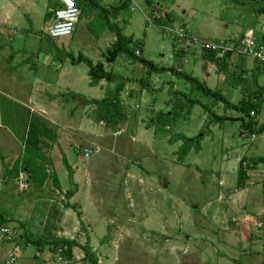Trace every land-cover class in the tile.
<instances>
[{
	"label": "rangeland",
	"instance_id": "1",
	"mask_svg": "<svg viewBox=\"0 0 264 264\" xmlns=\"http://www.w3.org/2000/svg\"><path fill=\"white\" fill-rule=\"evenodd\" d=\"M122 1L111 0L104 3L101 0H96L97 5L87 2L80 9L81 14L73 35L51 39L48 34V28L52 20H49L51 17L48 10L49 7L53 6L52 0H0V6H4L5 9L3 8L2 10L6 12L5 14H0V18L5 16L9 18L8 25H5L7 29L5 30L4 27L0 28V32L2 33L0 34V40L6 43L4 45L3 57L7 59L12 52L14 53L17 46H21L22 48H26L28 52V57L26 58L35 64L33 66L37 67V69L44 62L48 61L49 63L46 64V67H49L53 62V66H64L66 69L74 73L76 72V74H72L71 76V90H65L61 95L63 98L61 103L68 109L74 108L76 105L75 109L51 110V112L60 114V117L57 119V125L61 129V135L57 133V126L46 120L48 127L56 131L57 140H60L59 148L54 149V154L51 156L52 162L50 167L52 166V169L57 171L65 191L71 188L70 170L66 166L67 157H69L71 165L75 167L94 169L96 174H93L91 184L88 180L81 181L82 192L77 197V203L86 204L87 206L90 199L86 191L91 185L92 192L90 193V198L94 208H88V212L90 219L95 225L97 227L100 226V221L103 219V214L100 213H104L107 221H111L110 219H115L116 217L119 220L118 222H112L110 224L111 228L113 225L129 226L134 231L132 232V237H128L127 232L123 234V237H112L120 233L118 231H109L105 233L106 236L104 238L96 239L97 246L105 245L102 251L106 256L104 258L105 264H180L171 252L172 247L166 244V233L177 236L178 240L182 239L179 241V244H186L189 248L191 247V252L187 257L188 260H191L192 256L200 258L205 256L207 258L211 254L210 248L204 246L207 254H204L205 252L199 253L197 248H194L193 244L188 242L186 236L201 232L202 228L200 226L202 225L207 227V224L201 221V214H204V209H208L210 202L213 203L216 199L218 201V193L222 192L219 186L220 180L226 179V190L232 188L234 184L230 186L228 182L229 180L237 182L239 176L238 168L240 169L241 165L243 167L244 162H251L246 160L252 157H264V134L260 136L242 135L240 121H227L223 125L211 127L210 134L206 135L200 142L199 150L193 147L189 153L181 156L179 150L184 142L182 138L180 137V139L171 143L167 141V137L171 133V139L174 137L173 135L179 133L189 138L199 136L201 129L207 123V114L203 107L195 106L191 110L190 115L183 112L181 113V117L176 118L175 122L165 116L157 119L155 123V136L152 130L149 144L156 154L150 152L147 147H144V149L138 148L139 151H136L137 149L126 146L123 150L129 151V153L131 151V154L127 153L125 158L117 156L112 160H103L106 158V155L100 151V153L94 155L91 159H83L84 157L81 158L83 154L76 147H73V142L75 140L82 141V146H80L82 150H95V147L90 146V142L81 140L77 133L66 129L71 126H64L61 123L62 118H65L63 113L66 112L69 118L68 121H70L69 123L74 121L75 128H78L79 124L86 127L91 135H95L97 132L99 134H111L115 130L107 123L105 126L101 125V122L105 123L106 121L99 118L98 107L96 105L88 104L82 106L79 110L80 103H83L81 100H85L86 98L100 100V96L105 97L106 91L102 94L99 85H90L88 76L89 66L86 62H81L77 65L72 64V60L77 59L79 56L87 57L93 64L105 62L104 53L112 45V40L116 35L109 29V25L115 24L123 30L125 35L133 37L132 50L136 51L138 48H135L142 41L143 56H141L147 60H153L157 64H160V54L168 53L171 45L170 37H164V33L160 27H149L147 21L141 15V11L148 10L144 0H135L136 5H131L126 0L128 4L127 9L123 8L119 10L121 11V15L116 20L114 12L121 6L124 7L125 3H122L120 6ZM158 1L166 12H172V27L180 28L187 26L186 30L193 38L202 39L207 42H237L238 40L250 38L261 41L264 35V0H156L155 2ZM12 40H14L13 43L11 42ZM121 57L124 58L126 56ZM247 58H250L249 62H252L253 59L251 57ZM240 61L229 65L228 75H231L229 79L225 78L224 72L220 69V64L216 65L214 70L217 77H211L208 83L211 89L219 90L223 93L224 97L234 102L248 98V93L256 89L252 83L251 74L256 65L246 64L250 72L241 78L243 67ZM12 65L6 64L4 61L0 62L2 70H6V72H10L11 68V70H17L15 65L14 68ZM133 65L131 61L128 62V65H122L119 68L120 73L130 71L133 79H139L145 74L143 68ZM200 65L201 61H198V65L190 64L185 72L201 80L202 76L199 73V69H201ZM259 68L261 71L260 77L264 80V69L262 67ZM79 72L81 76H79ZM46 73L44 69L40 68V77H44ZM20 74H23L25 79L29 80L25 76L28 73L20 71ZM85 75L87 76L86 79ZM162 75L163 80L173 79L171 74L163 73ZM240 79H244L247 82L244 84L240 82ZM177 80H179L177 81L178 92L188 94V98L201 100L207 107H213V110L218 115L233 118L242 116L232 109H226L223 103L214 104L215 100L213 98H203L197 91L191 93L190 84L181 79ZM227 81L231 84H227ZM235 81L244 85L240 86L239 84L236 88H233L232 82ZM103 83L102 87L105 88L108 83ZM169 85H167V88H169ZM109 86L108 84V88L106 87L104 90H108ZM1 88L5 91V97H0L2 105V111H0L2 117L0 120V137H5L10 132H13L14 137L18 141L17 154L20 158L24 151L28 131V111L22 105L24 104V97L18 96L14 91H6L9 87L3 84L0 85ZM170 96L172 97L173 94ZM75 98L77 101H74ZM180 100V98L179 100L176 99V101ZM139 104H141V112L147 113L148 104L145 105L144 102ZM77 111L79 113L72 120L73 117L71 115H74ZM37 115L43 120L46 119L45 114L41 113V115ZM151 117V114L147 113V116L144 118L145 126L148 127L149 122L152 120ZM87 119L89 120L87 121ZM258 121L264 123V102L262 103V111L258 117ZM135 122V119L129 121L127 127L123 129L124 134L119 139L124 140L125 143L130 142L128 141L129 132L133 131L135 133ZM60 124L62 125L60 126ZM166 125L170 126L172 131L166 130ZM132 151L135 152L133 153ZM235 152L243 156L246 155L247 158L245 156L238 162L235 157H232ZM140 156L143 158L140 159ZM149 158H151V162H149ZM125 159H127V163H125ZM174 160L179 163L176 167L173 166V171L169 176L167 165ZM136 162H140L141 164L136 165ZM233 168L237 172H229L230 169L234 170ZM128 169L136 175L139 174L146 184H152V188H149L148 185L144 186L140 182L137 184L133 183L131 186L125 185ZM148 169L152 172L151 176L147 174ZM52 175L55 174L52 173ZM259 175L264 179L263 172L259 171ZM166 177L171 183L168 190H165L166 188L164 187V179ZM24 178L17 183L11 184L13 186V197L5 207L8 210V214L22 227L16 228L14 243L1 247L0 264H7L8 254L11 253L10 251L13 250L15 244H19L22 251L20 259L15 264H31L28 261H38L41 257H47V255H49V262H54L55 264V256L59 248V246H53L52 243L55 240H44L46 244L36 247L26 246L25 240L21 238L25 230L34 240L44 239L45 227L41 223L44 222L46 214L44 212V204L41 203L38 207L39 204L36 202L35 196L36 192H41L38 196L42 195L44 193L42 192L43 190L40 191L33 185L31 186L28 176L25 174ZM263 179L259 184H262L264 187ZM21 182L27 185L25 191L20 190ZM203 183L207 186L204 187ZM125 187L128 189L134 187L132 189H135L134 191L137 192L134 195L136 199L134 204L129 203ZM51 191L54 193L53 205L58 204L57 206L62 208L66 202L65 194L61 192L60 196L57 190L51 189ZM147 193L150 195V200L147 199ZM129 194L133 197L131 193ZM217 201L214 203L217 204ZM94 202H96V205ZM149 202L152 203V211H150ZM219 202H222L218 204L219 210L222 213H226L229 208L223 204V201ZM171 207L175 208V211H172ZM133 215L136 217L135 221L132 219ZM178 216H183V219H185L182 225H179ZM49 219L55 220L54 210L49 213ZM149 219L151 220L150 223ZM235 219L233 218L230 222L229 217L225 218V224L237 226L240 221L239 223L235 222L237 220ZM107 221H105V224H107ZM144 224L146 226L145 231L143 230ZM168 224L170 228L167 227ZM164 226L168 228L167 231L163 229ZM10 227L13 228L14 225ZM181 231L183 233H180ZM80 234L81 232H77L74 234L75 237L73 236L74 239L71 240H80L83 243L82 246H86L87 242L82 236L79 238ZM182 245H176L175 247ZM199 248H203V246ZM194 251L197 254H193ZM77 252L83 258L75 261L74 264H90L89 261L85 260V253L82 248H79ZM37 253H39V256ZM211 256L210 259L212 258ZM184 260L185 264L187 262L189 264H197L189 261L186 262V258ZM214 263L215 258L212 259V262H207V264Z\"/></svg>",
	"mask_w": 264,
	"mask_h": 264
},
{
	"label": "crops",
	"instance_id": "2",
	"mask_svg": "<svg viewBox=\"0 0 264 264\" xmlns=\"http://www.w3.org/2000/svg\"><path fill=\"white\" fill-rule=\"evenodd\" d=\"M53 1V6L59 4V0H52ZM102 2L106 3L107 1L111 0H101ZM124 1V2H123ZM120 3V6L122 3L124 4V7H118L116 12H114V16L116 20L120 18V12L119 10L125 8L127 9V1L123 0ZM131 5H136L135 0H128ZM149 3H151V7H148L146 0L144 2L146 3V7L148 10H144L143 12L141 11V15L144 17V19L147 21L149 27H160L163 31L164 37H170L171 39V45L169 47L168 53L160 54V64H157L153 60H149L151 62H154L157 65L163 66V67H174L178 71H183L185 72L187 70V67L190 64H195L198 65V61H201V65L199 69V73L202 76V81L208 86L209 80L211 77L216 76L217 74L215 73L214 68L216 65L220 64V69L222 72H224L225 78L229 79L231 75H228V67L230 64H233L235 62L240 61L241 66L243 69L241 70V78L245 74H247L249 69H247L246 64H254L256 65L254 70L251 72L252 74V83L255 85V88L257 87H264V80L260 77L261 71L260 68L257 64V62L253 59L252 62H249L250 58H247L249 56L242 55L238 51L237 47L240 46L241 42H243L246 39L238 40L237 42H207L203 41L202 39L198 38H193L187 32V26L180 27V29L185 30L189 37L194 39L195 41L202 42L204 43H216L218 45H221L223 47H226L227 50L220 54L217 55V58L215 60H210L209 59V52L201 45L197 44L195 45L190 51L185 52L181 48V44L173 39V34L172 31H174L173 24H172V17L171 11L166 12L163 7H161V3L155 2L156 0H147ZM0 14H5V10H2L3 8L5 9L4 6H0ZM52 7V6H51ZM49 7V9L51 8ZM152 7H156L157 9L154 10ZM116 8V7H115ZM49 11V10H48ZM50 16V15H49ZM49 19V18H48ZM3 20V21H2ZM50 21L52 18L49 19ZM7 22H9V18L6 16L3 18H0V28H5L7 29L6 26L8 25ZM52 24V23H51ZM6 25V26H5ZM114 33V32H113ZM124 33V32H123ZM0 34H2L0 32ZM128 37H132L129 35H126ZM133 38V37H132ZM251 39V38H250ZM256 41L257 43L264 44V35L262 37L261 41H257L255 39H252ZM113 43L116 41V35L113 38ZM12 43L14 40L11 41ZM112 43V44H113ZM142 41L138 44V47L135 49H139L141 51V55L143 56V50H142ZM6 43L5 41L0 40V62L4 61L6 64H14L17 70H9L10 72H6V70H2V66H0V85L3 84L4 86L9 87L6 91L10 92H15L17 93L18 96L24 97V104L23 107L27 109L28 111V121L31 115H37V114H45L46 119L49 120L52 124H54L56 129L58 130L57 133L61 132V129L59 128V125H57V119L60 117L59 113L56 112H51V110L55 111H60V110H71L75 109L76 105L74 108H66L61 102L63 101V98L61 97L62 93H64L65 90H71V76L72 74H76V72H72L69 69H66L64 66L55 65L53 66V62L50 64L49 67H46L48 61L40 66V68L44 69L46 71V75L44 77H40V68L37 69L35 68V64L31 63V61L26 58L28 57V52L26 48H22L21 46H17L16 50H14V53L12 52L11 55L5 59L3 57V52ZM135 51V50H134ZM125 56V55H124ZM141 58H144L142 57ZM46 57V56H45ZM145 59V58H144ZM7 60V61H6ZM118 61V62H117ZM117 61L114 63V65H106L107 70H113L115 74L121 75L126 79L125 87L124 90L121 94V101H122V106L124 108V112L126 115V120L123 124H117L116 127H112L115 130L112 131L111 134L104 133V134H99L98 132L95 133V135H91L88 132V129L82 125H78V128H75L74 126V121L69 123L68 121V114L66 112L63 113V116L65 115V118H62V124L64 126L68 125L70 128H66L68 130H71L70 132H75L77 133L78 137L81 140H85V142H90L92 147L99 148V153L100 151L102 153H105L106 158L103 160L107 159H115L117 156H120L122 158H125L127 156V153L129 151H124V147H130V148H135L137 149L136 151H139V149L144 147H147L150 152H153L154 154L155 151H153L152 148H150L149 144L151 141V136H152V130L153 134L155 136V123L157 119L159 118L160 113H172V104L170 102L172 101V97L170 96L172 94V91H178V85H177V80L175 81V76L172 75L170 72H166L168 74H171L173 79L170 80H163V73L162 74H153L150 78V81L152 83V89L155 91L153 93L147 91V90H142L141 85L139 83V80L146 75L147 69L144 68L142 64L139 62H135L132 59L128 58L127 56L122 58H118ZM131 61V64L133 63L134 65L140 66L143 68V72L145 73L142 77L139 79H133L131 77L130 71L126 73H120L119 68L122 67V65H128V62ZM15 62V63H14ZM62 63V61H61ZM63 64V63H62ZM14 65L12 67L14 68ZM133 65V66H134ZM51 66L53 67L51 69ZM223 68V69H222ZM134 69V68H132ZM36 70V71H35ZM20 71H24L28 74H26V78L29 80L25 79L23 74H20ZM39 71V72H38ZM193 72V71H192ZM89 73V71H88ZM215 73V74H214ZM79 76H81V73L79 72ZM89 76V75H88ZM87 76L85 75V79ZM90 79V78H89ZM226 79V80H227ZM240 82H247L244 79H240ZM230 81V80H229ZM229 81H227V84H231ZM104 82V81H103ZM101 82L99 84V87L101 88L102 94L104 93V89L106 87L108 88V84L106 85L105 88L102 86L104 83ZM225 82V80H224ZM237 81L232 82L233 88H236L240 83ZM169 85V88H167V85ZM173 84V88L171 86ZM243 84V85H244ZM240 84V86H243ZM116 84H111L109 88L113 89L115 88ZM230 88H232L231 85H229ZM209 87V86H208ZM29 88V89H28ZM210 88V87H209ZM244 88V87H243ZM211 89V88H210ZM246 89V88H245ZM255 89V90H256ZM215 90V89H213ZM229 90V88H228ZM185 91V89H184ZM186 92V91H185ZM5 91L0 89V97H5L4 96ZM226 93V92H225ZM8 94V93H7ZM223 94V93H222ZM245 95V94H243ZM151 96V97H149ZM242 96V95H241ZM102 100L103 96H100ZM149 98V99H148ZM243 98V96H242ZM228 99V98H227ZM93 100H98V99H85L81 100L79 105V110L82 106L88 105L85 104L87 101H93ZM74 101H77L76 98ZM141 102H144V104H148V111L149 115L151 114V121L148 124V127L144 125V118L147 116V113L141 112ZM233 103H238L231 101ZM241 102V101H239ZM93 105V104H90ZM158 105V107H156ZM78 110V111H79ZM0 111H2V105L0 103ZM76 112L74 115H71L73 118L77 115ZM38 116V115H37ZM2 119L1 113H0V120ZM135 119V133L129 132V139L128 143H125L124 140L119 139V137H115L114 134L116 133L115 131H121L125 129L129 123L130 120ZM89 119H87L88 121ZM68 122V123H66ZM106 123V122H105ZM1 124V122H0ZM28 124V122H27ZM60 124V126L62 125ZM120 127V128H119ZM166 130H171L172 128L168 125L165 126ZM119 128V129H117ZM67 131V130H66ZM124 131V130H123ZM172 131V130H171ZM69 132V131H68ZM62 133V132H61ZM60 133V135H61ZM67 133V132H66ZM94 134V133H93ZM171 134L168 135L167 141H170L171 139ZM182 134H175L173 136H178ZM122 136V135H121ZM185 136V135H184ZM187 137V136H185ZM189 138V137H187ZM180 138H177V140ZM82 141L75 140L73 142V147L76 145L82 146ZM58 145H60V140L58 139L56 144L54 145L53 149L49 153L50 159L52 158L51 156L54 154V149H58ZM132 145V146H131ZM17 146H18V141L14 137L13 132H10V134H7L5 137H0V221H6L3 226L10 227L11 225H14V227H10L15 231L16 234V228L22 227L18 222H15L12 216L8 214V210L5 209V207L9 204L10 200L13 197V186L11 185L12 183H17L24 178V173L20 172V176H16V174L13 172V167L14 164L18 161L19 155L17 154ZM139 148V149H138ZM133 153L135 151H132ZM77 153H79L77 151ZM98 154V153H97ZM131 154V151L130 153ZM96 155V154H95ZM150 155V154H149ZM148 156V155H147ZM246 156V155H245ZM240 154H235L232 155V157H235L238 162L245 157ZM83 158V156L81 157ZM143 157L140 156V159ZM156 158V157H155ZM247 158V156H246ZM66 159V157H65ZM84 159V158H83ZM151 162V158H149ZM157 159V158H156ZM261 159H264V157H252L249 158L248 160H254L258 161V165L260 166L258 171H245L242 176L243 181L240 182L241 176H238L237 182L233 180H229L228 184H234L232 188L225 189V182L226 179L220 180L219 186L221 189V193H218V201L217 204H215L214 201L213 203L210 202L208 205V209H204L203 212L204 214L202 215L201 221L207 224V227L204 225L200 226L201 232H198L195 235H187L186 238L190 244H193L194 248H197L199 253H204L207 254L206 250L204 249L205 247L210 248V253L207 258L204 257H194L192 256L191 260H188V255L191 252V247L189 248L186 244L182 245L179 244L177 236L172 235L171 233H166V244L172 247L171 252L173 255H175L176 259L180 262V264H185V258L187 261L192 262V263H199V264H207V262H212V259L215 258V263L214 264H264V230L258 229V223L262 220V212L264 211V194L263 190L264 187L262 184H259L260 181H262L263 177L259 175V171H264V163L261 161ZM69 167L72 170L73 173V182L77 186V192L73 196V198L70 201H67L63 204L62 208H59L56 205H53L54 202V196L53 192L50 190L54 189L57 190L58 195L61 196L62 193H66L64 187L62 186L61 179L57 173L56 170L52 169V166L49 168V172L52 174L54 173L55 176L58 178L59 183H60V189L55 188L53 183L49 181L46 186L44 187V190H40L44 193L42 195L38 196L40 194L39 192L35 194L36 196V202H38V207L42 204H44V212L45 217H44V222L41 223L45 227V233H44V239H42L43 243L46 244L45 241H52L56 239H74L73 236L75 237L74 234L77 232H81L79 238L82 236L87 244L89 243L90 247L93 248L92 252L96 254L99 264H105L104 258L106 257L104 253L102 252L104 250L105 245L97 246L96 239L98 238H104L106 236V232L109 231H118V235H113L112 237H123V234L125 232L128 233V237H132L134 232L132 229H130L129 226H121V225H113L112 228L110 227V224L112 222H118L119 220L117 217L115 219H110L111 221L106 220V216L104 213L102 217L103 219L100 221V226H96L95 223L90 219L89 217V212L88 208H94L93 207V202H91L90 198V193L92 192L91 190V185L89 188H87V194L89 196V201L86 206V204L82 203H77V197L81 194L82 188H81V181L88 180L90 182L93 179V174H96L94 169L91 168H78L69 162V157L66 159ZM52 162V161H51ZM104 162V161H103ZM106 162V161H105ZM125 163H127V159H125ZM178 161H172L167 165V169L169 170V176L171 175L173 171V166L176 167L178 164ZM136 165H140V162H136ZM167 164V163H166ZM234 170L230 169V171H235L236 169L233 168ZM239 168H238V173H239ZM147 174L151 176L152 172L150 169L147 170ZM26 175V174H25ZM165 176V175H164ZM126 184L131 186L133 183L137 184L140 182V184L147 186L146 182L139 176V174H134L130 171V169L127 170L126 174ZM164 187L166 188L165 190H168L169 187L171 186V183L169 182L168 178L164 179ZM264 180V179H263ZM22 183V182H21ZM206 187L207 185L203 183ZM149 188H152V184L148 185ZM263 187V188H262ZM134 188V187H132ZM128 189L125 187V192L127 193V198L129 199L130 204L135 203V197L136 191L135 189ZM21 190V189H20ZM22 191V190H21ZM131 193L133 197L129 194ZM147 199L150 200V195L147 193ZM223 201V204L229 208V210L226 213H222L221 210H219V205ZM47 202V205H46ZM52 204V205H51ZM71 205V208H67L66 205ZM96 205V202H94ZM148 205H150L152 211V203L149 202ZM61 206V205H60ZM177 207V205H175ZM74 207V208H73ZM210 208V209H209ZM47 209V211H46ZM54 210L55 213V220L49 219V213ZM172 211H175V208L171 207ZM81 213V218L77 216V213ZM48 214V215H47ZM232 214V215H230ZM234 214V215H233ZM47 215V217H46ZM223 215V217H222ZM233 216V217H232ZM229 217V221L231 222L232 219L236 218L235 222L240 221V223L237 226H232L226 225L225 224V218ZM231 217V219H230ZM178 221L179 225H182V223L185 221L183 219V216H178ZM224 218V219H223ZM132 219L135 221L136 217L133 215ZM105 221H107V224H105ZM104 222V224H102ZM151 220L149 219V223ZM178 224V223H177ZM165 225V224H164ZM2 226V227H3ZM170 225L168 224L167 227ZM164 226V230L167 231L168 228ZM180 227V226H179ZM206 229V230H205ZM143 230H146V226L144 224ZM76 232V233H75ZM149 232V231H147ZM180 233H183L182 231ZM23 238L25 239H30L34 240L32 236L28 235L27 232L24 230L23 232ZM45 240V241H44ZM77 242L82 246V242L80 240H77ZM184 243V242H183ZM9 244V243H7ZM6 244H1L0 245V250L1 247ZM176 245H182L180 247H175ZM200 246H203V248H199ZM205 246V247H204ZM80 247H76L73 250V260L72 264L75 263V261H79L83 256L77 252V250ZM117 248V246H116ZM12 251V250H11ZM10 251V252H11ZM9 252V251H8ZM26 252V251H25ZM47 254V253H46ZM193 254H197L195 251ZM238 254V255H237ZM9 255V254H8ZM22 255V254H21ZM39 256V253H37ZM210 255H212L210 259ZM237 255V256H236ZM7 258V257H6ZM52 262V261H51ZM28 263L31 264H54V262L50 263L49 262V255L47 257H41L38 261L30 260ZM56 264V263H55ZM80 264V263H76ZM187 264H189L187 262Z\"/></svg>",
	"mask_w": 264,
	"mask_h": 264
},
{
	"label": "trees",
	"instance_id": "3",
	"mask_svg": "<svg viewBox=\"0 0 264 264\" xmlns=\"http://www.w3.org/2000/svg\"><path fill=\"white\" fill-rule=\"evenodd\" d=\"M77 7L82 9L87 2H91L94 5L96 0H74ZM51 17V14H49ZM109 29L116 34V41L106 50L104 53L105 62H99L93 64V62L87 57L79 56L77 59L72 60L73 65L80 64L81 62H86L89 66V78L90 85L97 86L101 82H106L109 85L116 84L115 88H109L106 90L105 97L102 100L87 101L86 104H93L98 107L99 118L106 121L109 126L116 127L117 124H123L126 120V115L124 108L122 106L121 94L124 90L126 79L114 73L113 70H107L106 65H113L118 58L121 56H127L135 62H139L147 69L146 75L139 80L142 90H147L151 93L155 92L152 89V83L150 78L153 74H162L170 72L177 79L184 80L186 83L191 85L190 92L193 93L197 91L202 95L203 98H213L214 104L223 103L226 109H232L242 116L239 118L226 117L218 115L213 107L209 108L202 103L199 99L188 98V94L178 91H172L173 97L170 104H172V113H160L161 116H165L171 119L173 122L176 121L177 117H181V113L190 115L191 110L195 106L203 107L207 114V123L201 129L199 136L195 138H187L182 135L174 136L170 139V142H174L177 138H182L183 145L179 150L181 156L186 155L189 151L196 147L197 150L200 149V142L204 137L210 134L211 127L216 125H223L225 122H241L242 135L250 136H260L264 134V123L258 121V117L262 111V103L264 102V87H257L253 92L248 93V98L243 99L241 102L233 103L219 90L210 89L205 83L200 81L198 78L194 77L192 74L187 72L178 71L174 67H163L155 64L147 59L137 57L135 51L132 50L131 45L133 44V38L128 37L123 33V30L117 25H109ZM209 52V59L215 60L217 58V52ZM258 64V63H257ZM259 67H261L258 64ZM223 69V68H222ZM173 88V84H171ZM180 101H176V99ZM176 101V103H175ZM253 113L255 114L253 116ZM28 131L26 136V142L24 144V151L18 161L14 164L13 172L16 176H20V172H23L28 176V180L35 188L39 190H44L46 184L51 181L55 188L60 189V183L55 175L49 172V167L51 165V159L49 157L50 151L53 149L57 142L56 131L48 127V122L43 120L37 115H31L28 121ZM182 158V157H181ZM180 159V158H179ZM182 159H180L181 161ZM251 161L255 165H258V161ZM264 163V159H261ZM183 162V161H181ZM67 168L70 170L69 178L71 183V188L65 193V199L70 201L77 192V186L73 182V173L69 165L66 163ZM244 168L240 167L239 177L241 176L240 182L243 181ZM67 208H71V205H66ZM74 208V207H73ZM77 216L81 218V213H77ZM6 221H0V228L5 224ZM26 246H36L39 247L43 245L42 240H30L25 239ZM53 246L67 247L68 252L66 254L67 258L72 262L73 260V250L76 247L82 248L85 253V260L89 261L90 264H99L96 254L92 252V248L89 244L86 246H81L76 240L70 239H57L53 241ZM19 245V244H18Z\"/></svg>",
	"mask_w": 264,
	"mask_h": 264
},
{
	"label": "built area",
	"instance_id": "4",
	"mask_svg": "<svg viewBox=\"0 0 264 264\" xmlns=\"http://www.w3.org/2000/svg\"><path fill=\"white\" fill-rule=\"evenodd\" d=\"M133 11V9H132ZM49 14H51L52 24L48 28V34L51 39H57L61 37H68L73 35L75 31V26L79 20L81 11L77 7L74 0H59V4L52 6L49 9ZM173 39L181 44L183 51H190L195 45L201 44L207 51L217 52L218 55L224 53L227 48L216 43H202L195 41L189 37L188 33L180 28L174 29L172 31ZM238 51L242 55L249 56L253 58L263 69H264V44L257 43L252 39H246L241 42L240 46L237 47ZM137 57H141V51L137 49L135 51ZM255 114L253 113V116ZM102 126L106 123L101 122ZM124 134V131H118L114 134L115 137H119ZM83 154L84 159H91L95 154L99 153V148L95 150L81 149L79 145L75 146ZM243 168L246 171H256L259 170L260 166L255 165L252 162H244ZM264 173V171H262ZM264 176V175H263ZM22 179V177H21ZM20 189L25 191L27 185L20 183ZM262 214V220L258 223V229L264 230V211ZM15 231L10 227L3 226L0 228V245L7 243H14ZM68 252L67 247H59L56 253V264H71L72 262L67 258L66 254ZM22 251L18 244L14 245L13 250L9 254L7 264H15L21 257Z\"/></svg>",
	"mask_w": 264,
	"mask_h": 264
},
{
	"label": "water",
	"instance_id": "5",
	"mask_svg": "<svg viewBox=\"0 0 264 264\" xmlns=\"http://www.w3.org/2000/svg\"><path fill=\"white\" fill-rule=\"evenodd\" d=\"M146 3L148 5V7H151V3H149L147 0H146ZM154 10H156L157 8L156 7H152Z\"/></svg>",
	"mask_w": 264,
	"mask_h": 264
}]
</instances>
